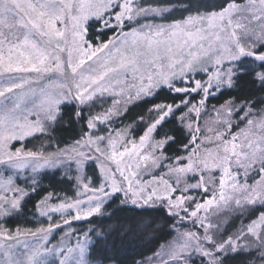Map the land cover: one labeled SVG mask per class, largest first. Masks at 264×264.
Returning <instances> with one entry per match:
<instances>
[{"label":"snow or ice","instance_id":"6c2138e0","mask_svg":"<svg viewBox=\"0 0 264 264\" xmlns=\"http://www.w3.org/2000/svg\"><path fill=\"white\" fill-rule=\"evenodd\" d=\"M109 4L111 0H0V81L6 75L10 77L7 83L0 82V264H112L118 260L119 252L111 231L93 227L78 234L73 222L95 223V218L111 207L113 197L132 205L160 201L167 206L169 216L181 221V227L188 219L193 227L199 226L195 231L179 232L173 224L171 231L178 234L167 244L166 252H156L140 264H226V258L241 254L244 264H264V145L260 143L264 135L257 133L264 132V110H256L252 97L236 99L229 94L210 123L204 121L206 131L215 132L214 139L222 142L217 147L229 157V165L217 166L208 182L219 185L218 193L211 192L208 185L182 189L177 186L179 181L171 183L157 171L165 167L178 173L184 171L163 162L176 137H158L157 133L170 118L178 122L182 131L186 125L187 140L180 147L194 152L201 143V110L208 96L236 89L245 78L264 89V0H154L139 4L137 21L152 20L157 30L150 35L135 33L132 42L135 44L137 38L148 41L144 64H155V75L176 94L183 95L179 103L153 105L149 111L159 112L161 107L164 111L142 131L140 143L134 139L130 147L117 149L113 139L109 142L113 151L106 156L112 164L97 165L85 145L101 151L96 141L104 137L96 136L97 122L108 121L116 112L113 107L103 114L88 111L85 115L84 110L102 100L113 82L123 83L124 70L139 74L142 86L137 95L154 86L153 73L139 62L140 53L104 55L108 42L97 46L85 35L92 26L84 23L89 17L101 33L105 29L116 32L117 25L112 21H120V26L128 24L121 19L122 5ZM74 5L77 15L72 14ZM135 5L136 0H127L123 5L129 20ZM67 18L72 19L71 25L66 23ZM9 35L15 43H9ZM161 47L167 65L158 63L164 59ZM177 65L182 79L173 86L168 84L169 76L174 74L169 70ZM193 73H202L206 78L193 79ZM191 93L201 95L198 105L185 98ZM68 94L79 101V109L66 108L73 104ZM9 99L12 103L6 104ZM66 111L71 112V122H84L71 148L45 154L13 147L14 141L23 142L37 134L46 137L48 128L54 130ZM138 120L144 122L143 117ZM233 121L236 127L240 123L246 127L233 134ZM221 124L224 128L218 129ZM207 139L211 143L213 138ZM149 141L151 150L145 152ZM137 154L142 162L133 168L126 161ZM230 157L236 158L235 170ZM147 162L152 165L148 172L151 179L142 180L139 169L147 168ZM65 164L68 170L63 179L74 185L73 196L65 193L61 197L47 191L34 206L46 217L47 226L8 229L9 219L23 211L25 202L40 185L33 175L24 178L27 187H20V173L29 168L33 174L44 169L59 170ZM92 165L98 173L95 182L89 175ZM197 179L203 181L204 175ZM193 191L210 193V198L197 202L191 195ZM233 221H239L240 226L229 232L227 226Z\"/></svg>","mask_w":264,"mask_h":264},{"label":"rangeland","instance_id":"374dc122","mask_svg":"<svg viewBox=\"0 0 264 264\" xmlns=\"http://www.w3.org/2000/svg\"><path fill=\"white\" fill-rule=\"evenodd\" d=\"M120 3L122 5V11H124V15L122 16V20L124 21H128V24L120 26L121 22L120 21H112L111 23H114L117 25L116 28V32L112 33L110 38L108 40H97L96 42L93 41L94 44H96L97 46H100L101 43H107L108 42V49L107 51L104 53V55H107L108 52H111L114 55L117 56H122V55H132L133 53H140L141 55L138 57L139 62L141 64V66L143 68H146L148 71L153 73V84L154 86L152 88L148 89V92H143L140 91L139 95H137L138 90L141 88V81L139 79V74H133V72L131 70H124L122 72V79H123V83L120 84H116L115 82L112 83L111 86V90L110 91H106L103 94V99L102 100H97V102L95 104H92L89 106V108L85 109V115H88V111H91L93 113L96 114H103L105 111H107L109 108H115V112L116 114L114 115H110V119L106 122H97L98 125V132L96 133V136H103L104 139L103 141L97 139L96 144L97 147L100 148V152H96L94 149L91 148V146L85 145V149L91 151L92 155H91V159L96 160L97 165H102V164H112V161L106 159L107 155H110L111 152L113 151V145L111 143H109L110 141H112L113 139H115L117 141V149H119L121 146H125V147H130L131 143L133 142L134 139H137L135 141V143L139 144L140 141L138 140V137L141 135H137L136 132V128H137V123L135 122H131V123H126L125 120H123V115L124 113L127 111V109L134 104L135 102L149 97L151 95H153L157 90H159L160 88H167L170 89L167 85H165L164 80L158 76L155 75V73L158 71V69L156 68L155 64H151L149 65H145L144 64V60L147 58L145 55V53L149 52L148 49V41L144 40L143 38H137V42L135 44H133V36L135 33H142L145 35H150L152 33H154L157 30V24H155L152 20L149 19H145L143 21H137L136 17H137V13H138V6L139 4H141L142 2L140 0H136V5L134 6L136 8V10H134L131 13V20H129L128 17V13L127 11L124 9L123 5L125 3H127V0H111V4H109V7H114L115 4ZM72 14L73 15H77V8L74 5L73 9H72ZM140 15H145L144 13H140ZM91 21H93L91 19V17H89V19L85 20L84 23L85 24H89ZM66 23H68L69 25H71L73 23L71 18H67L66 19ZM128 25H132L131 27H129ZM101 27H103V25H101ZM99 30V28H98ZM88 36V31L85 34ZM100 36H97V39ZM9 39V43H15V40L12 38V36L9 35L8 37ZM125 41H127V45H125ZM121 49V51L119 53H117V49ZM7 51V48L5 49ZM160 53L161 56L164 57L163 60L158 61V63H163L164 65H167V58H166V53L164 52L163 47H161L160 49ZM179 68L180 65H177L176 69H171L169 71H171L172 73H174L173 75H170L168 78V84H173L174 86V82L175 83H179L180 80L182 79L180 72H179ZM18 75L16 73H12V76ZM9 76H5V78L0 81L3 83H7L9 81ZM193 79H201L204 80L206 77L204 76V74H195L193 73L192 76ZM147 78L145 76V79L143 81V84H147ZM123 90V91H122ZM171 90V89H170ZM53 91H56V89H53ZM65 92L67 90H64ZM99 96V93L97 94ZM211 96V95H210ZM209 97V96H208ZM207 97V99H208ZM67 99L73 103V105H76L77 109H79L81 107L79 101L74 97V95L72 94H68ZM187 99H190L191 104L194 105H198V101L201 99V95L200 94H196V93H191L189 96H187ZM6 104H11L12 101L6 100L5 101ZM160 105H164V104H160ZM27 106H30L27 105ZM220 106V105H219ZM219 106H208L207 105V101L205 104V107L201 110V118H200V124H201V128H202V135H201V143L198 147V149H196L194 152H183V154L179 155V156H170L168 154L167 157V161H163L164 163L168 164L170 168L172 169H176V168H183L184 171L182 173H178L175 171H169L168 168H161L159 170H157L159 172L160 175H163L164 178L166 180H168L171 183H175L176 181H179V183L177 184L178 187H181L182 189H187L189 187H191L192 185H198V186H204V185H208L209 190L211 192H219V185L215 184V183H211L209 184V180L212 176V173L214 171V169L219 166L221 168L227 167L229 165V157H227V155L222 151V149L217 147V144L222 143V142H218L214 139L215 137V132H208L206 131V125H204V121H209L210 123V118L215 116V110L219 109ZM87 107V106H85ZM257 111L260 110H264V106L261 107L260 109H256ZM164 111V108L161 107L159 112L157 111H151V113L149 115H147L146 118H151V122L148 123L151 124L152 121L159 116L162 112ZM191 115H195V113H192ZM32 117H30L31 119ZM43 118V117H41ZM144 121V119H143ZM139 122V120H138ZM234 123V127L231 129V132L233 134H236L239 132V130L241 128H245L246 125L243 123L239 124V127H236V121H233ZM147 125V126H148ZM186 127V125H185ZM218 129L224 128V125H218L217 126ZM51 128H48V132L50 131ZM187 129V127H186ZM205 129V130H203ZM258 136L259 135H264V132H260V130H257ZM39 135V134H37ZM200 135V134H198ZM121 137H123V143L121 144ZM159 137V136H158ZM208 137H212V142H208ZM94 138H96L94 136ZM26 141V140H25ZM13 142V147L14 148H23L27 151H39V152H43L45 154L51 153L53 151H56V149L54 150H37L34 148H28L26 147V145L24 144V142ZM239 143V141H237ZM262 145H264V141L260 142ZM74 145V143H71L63 148H59V149H68L71 148ZM152 147V142L149 141L147 148H145V152H149L151 150ZM244 151H249L248 149H244ZM217 153L219 155H217ZM155 155H159V153H156ZM176 157H180L179 160L175 159ZM231 160V165L233 167V169H236V158L235 157H230ZM127 163L131 164L133 168H135V166L139 163H141V155L137 154L136 156H132L128 161H126ZM152 168V165L150 162H147V168L141 166L139 169L140 172V177L142 178V180H150L151 176L148 174L149 169ZM0 169H3V166L0 165ZM61 172H65L66 170H68V166L67 164L61 166L60 168ZM47 170H53V169H44L41 170L38 173H31V169L29 168L28 170L20 173V180L17 181V183L19 184L20 187H27V184L24 182V178L25 177H31L33 175H35L38 179L39 176H41V174L44 171ZM153 171H155L153 169ZM201 174L204 175V180H198L197 177H199ZM218 175V174H217ZM101 183L103 181H100ZM251 182V181H250ZM27 183H30V180L27 181ZM230 191V189H229ZM57 195L63 197L64 195L62 194H58ZM192 196L195 197V199L197 200V202H203L204 200L210 198V193L206 194L203 191H193L191 193ZM72 197V196H70ZM121 199H124V197L121 195ZM189 204H191V201H188ZM120 204L122 205H128V206H136V207H140V208H151V207H164L166 209V205H161L160 201H155L154 203H149L148 205H143L142 203H138L136 205H132L129 202L127 203H121L120 200ZM189 211H191V209H189ZM200 215H203V212L200 213ZM181 216H183V213L181 212ZM36 220L38 221V226L34 227V228H29V227H16V228H12L9 227V225L7 226L8 229L10 230H15L17 228L21 229V230H36L38 227H46L47 226V220L45 216H41L36 209ZM69 219H71V217H68ZM55 219V217H54ZM175 219V226L178 229L179 232H183V231H187V230H197L199 228L198 225H196L195 227H193L191 219H188L185 223L184 226L181 227V221L179 219ZM80 222H85V221H75L73 222V227L75 229L78 230V234H80L82 231H86L89 228L87 227L85 230H83V228H80L78 226L77 223ZM240 223L239 221H233L232 224L227 226V231L231 232L234 231V229L236 227H239ZM177 232L174 233V236L167 241L166 243H164L157 252H160L162 255L166 252L167 250V244L171 243L172 241H174V239L177 236ZM62 235V234H61ZM29 239H31L29 237ZM81 239H83L82 235H81ZM150 257H154V254L151 255ZM148 257V258H150ZM166 258V257H165ZM140 264V263H139Z\"/></svg>","mask_w":264,"mask_h":264},{"label":"trees","instance_id":"16d2710c","mask_svg":"<svg viewBox=\"0 0 264 264\" xmlns=\"http://www.w3.org/2000/svg\"><path fill=\"white\" fill-rule=\"evenodd\" d=\"M140 1L143 4L154 2V0ZM212 2H218V0H212ZM177 16H179V13H177ZM89 24L92 26L88 29V37L94 42L99 39L102 41L108 40L111 34L114 33L109 29H105L101 33L95 27L94 21H91ZM97 36L100 37L97 39ZM229 94L236 99L252 97L256 102V109L264 106V103H261L264 101V89H261L258 84L253 85L250 78L240 80L236 89L228 90L223 95L213 94L209 96L207 105H222L229 98ZM180 95L183 94H176L174 91L165 87L160 88L153 95L132 104L124 113L123 120L126 123H137L138 126L135 130L137 135H140L148 123L151 122L152 117H146L151 113L149 110L152 106L179 103ZM185 98L187 99V96ZM66 108L69 110L74 109L76 105L70 104ZM70 116L71 112L66 111L60 124L56 125L54 130L51 128L46 137L37 135L34 138L26 139L24 144L30 149L54 150L74 143L75 139L79 138V134L83 130L84 122L80 121L78 124H75L70 121ZM138 117H143L144 122H138ZM157 136L176 137V143L167 149L165 153L170 156L183 154L184 150L180 145L187 140V129L185 127V130L182 131L174 118H170L168 122L163 124ZM42 144L43 147L41 146ZM63 174L60 169L44 171L38 179L40 181L39 189L25 202L23 211L19 215H14L9 219L7 226L9 225L12 228H34L38 226L36 208L34 206L36 201L47 191H53L62 195L66 193L68 197L73 196L74 185L63 179ZM89 175L95 182V178L98 175L95 171V165L91 166ZM113 201L111 207L107 208L103 216L95 218V223H90L89 221L77 223L83 230L87 227H95L103 229L106 232L111 231L113 238L117 240L119 252L118 260L113 261L112 264H139L141 261L156 253L164 243L174 236L175 232L171 231V226L176 224L175 219L167 214L164 207L140 208L122 205L120 204V200L114 197ZM244 259L245 257L242 254L236 257H229L226 258V264H244Z\"/></svg>","mask_w":264,"mask_h":264}]
</instances>
